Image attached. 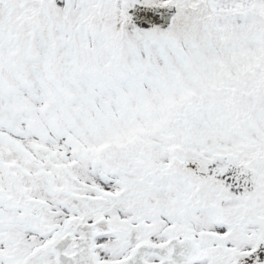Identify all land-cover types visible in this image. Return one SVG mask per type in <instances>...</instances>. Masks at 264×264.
<instances>
[{"label":"snow or ice","instance_id":"6c2138e0","mask_svg":"<svg viewBox=\"0 0 264 264\" xmlns=\"http://www.w3.org/2000/svg\"><path fill=\"white\" fill-rule=\"evenodd\" d=\"M0 264H264V0H0Z\"/></svg>","mask_w":264,"mask_h":264}]
</instances>
